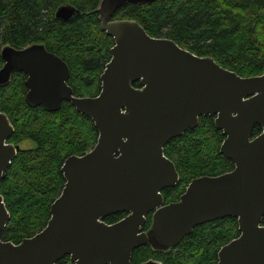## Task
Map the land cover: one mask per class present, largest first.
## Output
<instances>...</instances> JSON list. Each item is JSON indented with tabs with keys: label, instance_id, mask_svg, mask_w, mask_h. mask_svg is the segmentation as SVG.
<instances>
[{
	"label": "water",
	"instance_id": "obj_1",
	"mask_svg": "<svg viewBox=\"0 0 264 264\" xmlns=\"http://www.w3.org/2000/svg\"><path fill=\"white\" fill-rule=\"evenodd\" d=\"M153 1H100L96 11L114 45L96 96L75 95L69 66L43 44L1 48L0 86L24 71L28 104L57 111L70 101L94 121L99 136L91 150L65 159L66 182L47 225L20 243L1 238L11 214L0 192V264H57L66 254L69 264H134L136 248L168 250L197 225L226 216L237 218L240 234L220 247L218 264H264V73L242 76L212 56L150 35L136 19L113 18L127 3ZM78 12L64 4L56 16L68 20ZM202 115L213 116L222 130L220 151L234 168L193 178L178 200L165 203L162 190L179 180L165 145L195 128ZM257 125L262 131L254 136ZM13 133L0 111L2 177L21 149L9 142ZM118 212L127 214L114 223L104 220Z\"/></svg>",
	"mask_w": 264,
	"mask_h": 264
},
{
	"label": "trees",
	"instance_id": "obj_2",
	"mask_svg": "<svg viewBox=\"0 0 264 264\" xmlns=\"http://www.w3.org/2000/svg\"><path fill=\"white\" fill-rule=\"evenodd\" d=\"M101 0H0L1 48L22 49L41 43L64 59L70 69L68 84L77 96H96L101 75L111 58L114 39L102 29L96 11ZM64 4L79 12L64 20L56 16ZM115 17L138 20L147 32L167 37L201 56H212L222 66L242 76L264 73V0H155L145 4L127 3ZM24 73H14L0 86V111L14 126L9 141L25 139L36 146L21 149L7 169L0 173V192L11 218L1 233L3 240L20 243L41 231L50 218L51 204L62 192L66 179L61 170L70 155H81L97 142L94 121L78 112L68 101L57 111L33 107L26 100ZM140 86V82L135 83ZM262 131L256 126L254 136ZM225 136L216 128L214 117L201 116L199 124L165 145V154L176 165L179 181L162 193L166 202L176 201L190 181L202 175L231 171L234 162L221 153ZM118 213L106 218L113 223ZM264 222V218H263ZM151 224L150 214L144 229ZM240 234L232 216L197 225L182 241L168 250H155L146 244L133 251L132 261L149 259L162 264H218L221 246Z\"/></svg>",
	"mask_w": 264,
	"mask_h": 264
},
{
	"label": "flooded vegetation",
	"instance_id": "obj_3",
	"mask_svg": "<svg viewBox=\"0 0 264 264\" xmlns=\"http://www.w3.org/2000/svg\"><path fill=\"white\" fill-rule=\"evenodd\" d=\"M115 15V14H114ZM113 18L114 19H119L118 17H115V16H113ZM34 44H36V43H34ZM39 44H41V43H39ZM47 49V48H46ZM48 51H50L49 49H47ZM52 52V51H51ZM54 53V52H53ZM56 54V53H55ZM57 55V54H56ZM60 57V56H59ZM4 60V59H3ZM64 60V59H63ZM65 61V60H64ZM66 62V61H65ZM67 63V62H66ZM68 65V64H67ZM16 72H18V73H24L25 75H26V79H27V74L24 72V71H18V70H16V71H14L13 72V74L14 73H16ZM12 74V75H13ZM69 77H70V75H69ZM69 79V78H68ZM136 83V82H135ZM134 83V84H135ZM25 84H26V81H25ZM27 86V85H26ZM28 89V88H27ZM28 91V90H27ZM74 91V90H73ZM75 94V93H74ZM66 101V100H65ZM68 102H70V101H68ZM71 103V102H70ZM72 104V103H71ZM73 105V104H72ZM74 106V105H73ZM36 107V106H35ZM43 107V106H42ZM48 111V110H47ZM213 117V116H212ZM99 131V130H98ZM11 138V137H10ZM10 138H9V140H10ZM25 140H31V139H25ZM24 141V140H23ZM33 141V140H32ZM9 142H11V141H9ZM22 142V141H21ZM21 142H19L18 143V145L21 143ZM34 142V141H33ZM13 143V142H12ZM35 143V145H34V147L36 146V142H34ZM15 144V143H14ZM20 146V145H19ZM32 147V146H31ZM31 147H28V148H31ZM21 148V147H20ZM21 149H26V148H21ZM20 149V150H21ZM199 177V176H198ZM196 178V177H195ZM179 181V180H178ZM191 182V181H190ZM189 185V184H188ZM174 187V186H173ZM168 188H172V187H167V188H165V189H168ZM186 188H187V186H186ZM186 188H185V190H186ZM165 189H163L162 190V192L165 190ZM184 190V191H185ZM184 193V192H183ZM180 197V196H179ZM165 199V198H164ZM179 199V198H178ZM165 203H167L166 202V200H165ZM118 213H125L124 215H126L127 213L126 212H118ZM118 213H113V214H110V215H108V216H106L105 218H104V220L106 221V218L107 217H109V216H111V215H116V214H118ZM152 213L153 212H151V213H149L150 214V218L152 217ZM107 222V221H106ZM114 223V222H113ZM3 240V239H2ZM4 241H8V240H4ZM137 249V248H136ZM132 255H133V253H132ZM70 259H71V255L70 254H66V255H64L61 259H59L58 261H57V264H69V262H70ZM131 260H132V258H131ZM153 260H155V259H153ZM133 262V261H132ZM73 264L75 263V261H73L72 262ZM134 263V262H133ZM134 264H136V263H134ZM160 264H162V263H160Z\"/></svg>",
	"mask_w": 264,
	"mask_h": 264
},
{
	"label": "rangeland",
	"instance_id": "obj_4",
	"mask_svg": "<svg viewBox=\"0 0 264 264\" xmlns=\"http://www.w3.org/2000/svg\"><path fill=\"white\" fill-rule=\"evenodd\" d=\"M19 145H20L21 148H28V147L34 146L35 143L32 140H24ZM155 261H158V262L161 263L160 260H156L155 259Z\"/></svg>",
	"mask_w": 264,
	"mask_h": 264
}]
</instances>
